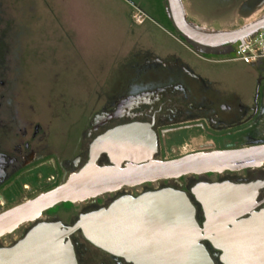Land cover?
<instances>
[{
    "label": "water",
    "instance_id": "obj_1",
    "mask_svg": "<svg viewBox=\"0 0 264 264\" xmlns=\"http://www.w3.org/2000/svg\"><path fill=\"white\" fill-rule=\"evenodd\" d=\"M172 26L182 37L206 48L231 47L264 27V16L233 30L208 31L186 19L181 0H165ZM155 134L146 123L111 128L89 145L86 162L63 182L0 213V237L40 218L60 203H76L124 186L186 175L220 173L264 163V143L197 151L155 159ZM101 153L108 164L99 165ZM249 185L199 182L191 188L204 210L199 223L188 194L172 187L123 196L85 214L69 226L38 222L10 247L0 248V264H77L70 236L80 231L94 246L133 264H215L203 239L222 251L223 264H264V210L250 212ZM249 214L247 218H241ZM230 225L231 228L226 226Z\"/></svg>",
    "mask_w": 264,
    "mask_h": 264
},
{
    "label": "rangeland",
    "instance_id": "obj_2",
    "mask_svg": "<svg viewBox=\"0 0 264 264\" xmlns=\"http://www.w3.org/2000/svg\"><path fill=\"white\" fill-rule=\"evenodd\" d=\"M182 4L187 19L208 31L233 30L264 16V0ZM162 11L168 17L165 0H0V74L14 94L16 128L22 122L19 112L47 130L50 143L71 159L73 138L83 143L93 118L129 83L137 82V68L144 60L167 59L176 49L194 64L195 54L178 45L186 44L185 38L167 25ZM227 52L212 57L223 62L203 61L202 73L216 82L208 84L210 99L233 103L254 89L264 59L252 64L227 61ZM142 73L140 81L145 79ZM216 88L221 95L217 100L212 93ZM157 159L166 158L161 154ZM173 184L157 181L150 187ZM80 206L62 203L56 209L68 222V213L75 215Z\"/></svg>",
    "mask_w": 264,
    "mask_h": 264
},
{
    "label": "flooded vegetation",
    "instance_id": "obj_3",
    "mask_svg": "<svg viewBox=\"0 0 264 264\" xmlns=\"http://www.w3.org/2000/svg\"><path fill=\"white\" fill-rule=\"evenodd\" d=\"M170 28L175 31L173 26ZM185 41L186 44L178 42V45L195 54L194 64L176 49L170 50L167 59L154 57L144 60L137 68V82L129 83L115 102H111L93 118L83 134V143L73 138L68 150L72 155L71 159L63 157V148L50 143L47 130L45 132L37 123L30 124L26 121L29 117H22L19 112L22 122L16 128L14 94L6 78H1L4 76L0 74V213L63 182L71 172L77 171L84 164L80 163L82 158L86 157L87 160L90 143L98 135L116 126L133 122L148 124L155 134L156 149L153 156L157 159L162 154L166 159L161 160L174 159L197 151L241 148L264 143V67L260 70L256 86L246 96L236 98L233 103L216 102L206 95L208 84L216 82L203 76V61L223 62L212 57H218L226 47L206 48L186 39ZM190 47H195L198 51H193ZM205 50H208L211 58L205 56ZM141 72L145 74V79L140 81L138 78ZM214 90L212 93L217 100L221 95L217 88ZM97 163L108 164L107 155L101 153ZM160 181H172L174 184L150 187L153 182H148L124 186L81 202L64 203L67 207L81 204L75 215L68 213V222L61 219L60 209H56L62 204L60 203L43 212L39 219L22 224L13 232L0 237V248L14 245L38 222L59 221L69 226L81 214L107 207L120 197H135L163 187L186 192L196 207L200 224L206 221L205 213L204 210L202 213L201 206L191 194V188L199 182L249 185L254 197L250 212L264 210V163L240 170L186 175ZM67 207L65 211L68 212ZM248 216L249 214H244L241 218ZM226 227L231 228L230 225ZM70 241L77 264H133L123 257L94 246L80 231L73 233ZM202 244L215 264H223L220 261V249L215 248L208 239H203Z\"/></svg>",
    "mask_w": 264,
    "mask_h": 264
},
{
    "label": "built area",
    "instance_id": "obj_4",
    "mask_svg": "<svg viewBox=\"0 0 264 264\" xmlns=\"http://www.w3.org/2000/svg\"><path fill=\"white\" fill-rule=\"evenodd\" d=\"M264 59V27L230 47L227 61H240L252 64Z\"/></svg>",
    "mask_w": 264,
    "mask_h": 264
},
{
    "label": "trees",
    "instance_id": "obj_5",
    "mask_svg": "<svg viewBox=\"0 0 264 264\" xmlns=\"http://www.w3.org/2000/svg\"><path fill=\"white\" fill-rule=\"evenodd\" d=\"M162 14H163L164 20L166 21L167 25L170 26V27H172L171 21H170V19H168L166 13H164L162 11ZM226 49H227L228 52L225 55H230V47H227L226 46Z\"/></svg>",
    "mask_w": 264,
    "mask_h": 264
}]
</instances>
